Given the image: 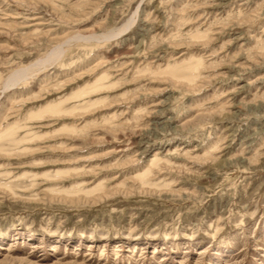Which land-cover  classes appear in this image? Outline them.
<instances>
[{"label": "rangeland", "instance_id": "obj_1", "mask_svg": "<svg viewBox=\"0 0 264 264\" xmlns=\"http://www.w3.org/2000/svg\"><path fill=\"white\" fill-rule=\"evenodd\" d=\"M0 137V264H264V0H0Z\"/></svg>", "mask_w": 264, "mask_h": 264}, {"label": "bare ground", "instance_id": "obj_2", "mask_svg": "<svg viewBox=\"0 0 264 264\" xmlns=\"http://www.w3.org/2000/svg\"><path fill=\"white\" fill-rule=\"evenodd\" d=\"M16 129H13L12 131H11V133L10 134H12V136H10V137H13V135H14V133L16 132L15 131ZM9 138V137H8ZM2 138L0 137V140H1ZM3 149V147H0V150H2Z\"/></svg>", "mask_w": 264, "mask_h": 264}]
</instances>
